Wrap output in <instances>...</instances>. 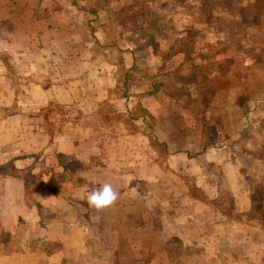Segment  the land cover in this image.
Returning a JSON list of instances; mask_svg holds the SVG:
<instances>
[{
  "label": "rangeland",
  "instance_id": "1",
  "mask_svg": "<svg viewBox=\"0 0 264 264\" xmlns=\"http://www.w3.org/2000/svg\"><path fill=\"white\" fill-rule=\"evenodd\" d=\"M11 1L12 17L0 20L3 244L13 231L30 239L22 245L44 248L49 224L72 236L66 224L81 212L90 220L91 202L113 203L91 215L113 221L122 216L114 192H135L130 221L146 223L147 261L264 264V0H176L169 7L140 0L130 18L123 15L138 26L127 21L122 36L116 21L97 35L85 21L81 29L45 28L43 0ZM118 6L104 14L116 18ZM167 12L176 19L163 20ZM168 27L189 36L165 38L183 54L159 58V68L145 65L150 54L139 53L144 58L133 57L127 69L104 51L105 44L155 46ZM204 144L210 162L198 153ZM227 157L240 160V174L216 170L213 158ZM197 234L208 242L183 244ZM130 252L136 262V249Z\"/></svg>",
  "mask_w": 264,
  "mask_h": 264
},
{
  "label": "crops",
  "instance_id": "2",
  "mask_svg": "<svg viewBox=\"0 0 264 264\" xmlns=\"http://www.w3.org/2000/svg\"><path fill=\"white\" fill-rule=\"evenodd\" d=\"M139 1L140 0H43V4L39 6H42V9L46 11V14L42 18V21L45 24V28L47 27L54 30H64L67 29V27L69 29H81L80 26L82 23H84L83 21H85V24H87V22L89 23L93 35H97L100 34V32H103L104 26L108 25L107 22L116 21V28L117 30L121 31L120 36H122V34L127 30L125 28H128L125 25L127 21L134 24L135 27L138 26L140 20L138 19V21H131L129 19L130 16H127V14L130 13V11L128 10H134L138 7ZM11 2V0H3L0 2L1 13L5 11V15L2 17L0 16V20H6L12 17L13 11L11 5H7V3ZM176 2V0H151L147 3L149 5L150 3L151 5L165 4L167 5V7H169L172 5L175 6ZM113 4L119 5L117 8H115V12L118 13L116 18L112 17L111 15L107 16V14H104L103 11L105 8L111 9ZM155 8L157 7L155 6ZM167 14L169 15V18H165L164 16L165 19L163 20L168 19L169 21H172V19L175 20L177 17L175 13L171 15L167 12ZM123 15L129 18L124 19ZM156 20L163 21L158 19ZM119 25L120 27H118ZM141 26L143 25L140 24L139 27ZM178 35H181L183 39L189 36L187 35V32L185 30L179 31L178 29H172L168 27L166 30H160L159 37L156 38L157 40H159V44H155V46L144 45L142 47L136 46V48L135 45L105 44L104 51H107L122 59V61L124 62L123 64L127 69H129V67L133 64V57H138V59L144 58L142 55H139V53L150 54V58L145 59V61L147 62L145 65H152V67L154 68H159L161 59L162 61H164V59H166L171 54H173L172 58L174 59L175 57H178V54H183V49L180 46H172L171 44L165 43L166 37H177ZM27 36L34 37V35L29 34L28 30ZM105 39L109 40V38L107 37ZM129 59H132L131 63H129ZM111 60L114 59L111 58ZM166 61L169 62L172 61V59ZM181 61L182 60H178L179 63H181ZM147 99L149 100L150 98L142 97L141 101H145ZM147 110L150 111L148 107ZM199 142L201 143V141ZM222 150H224V148H222ZM208 152H210L209 146L204 144L201 146V150H199L198 153L202 154V157L205 156L204 159H207L210 162L212 161V159L209 157L210 154H207ZM213 161H215L214 164L216 166V170L221 172L223 175L226 174L227 168H232V174L235 176L236 172H234V167H237V174H240L239 169L241 168H238V162L240 163V160L238 159H230L229 157L223 159L213 158ZM209 165L211 164L209 163ZM205 173L206 171H203L201 174L204 175ZM195 177L200 178V174L198 176L196 175ZM237 178L241 179L240 177H238V175ZM200 181L202 182V184H200L201 187H203V189L207 191L205 193L208 198H215L217 196V192H212V183L208 182V179L206 178H201ZM36 193L41 197L48 196V192ZM107 193V196H110L109 192ZM114 193L116 194L115 197L121 198V201L115 204L114 209V211L119 210V212L122 213V216L118 217V219H114L113 221L107 220L108 217H105L104 219H92L91 215L95 207L108 209L113 206V203L111 204L108 201L106 205L104 204L102 206H97L96 204H93V202H91L89 205H87V209H90V220H88L86 216L81 212L76 215V219L74 221L68 222L66 224L67 226L65 227V230H74L72 236L65 235V231H60L61 226H57L55 228V232H53L51 230V227L53 228L56 225H47V230L49 231L43 239L41 238V243L45 245L44 248H37L34 246L29 247L28 244L22 245V241H30V239H27V237L26 239L16 238L14 237V232L11 231L10 234L12 235L9 237L6 244H3L0 238V264H42L44 262H46L45 264H50L51 261L56 262V264H156L155 262L147 261V259L144 258L146 253L145 246L147 240L142 234L147 229L146 223H143L142 220L136 221L135 218L130 221L131 216L129 214V209L133 207L134 204L130 203L131 201H129V198L135 192ZM233 193L239 197H241L242 194V192ZM138 194L139 192H137V195ZM111 195L113 194L111 193ZM243 195L245 196L246 194ZM39 196L36 197V201L40 200L41 197L39 198ZM124 198L127 199L124 200ZM53 199L57 200V196H53ZM192 200H194V202L199 205V208H204L205 210L208 209L207 205H205V202H203L202 200L196 198H193ZM107 209L106 211H108ZM194 226L195 224H193L192 227ZM154 228L155 230H163L165 229V226H154ZM132 229L136 230V232H134L133 234H131ZM0 230H2L1 226ZM176 234L179 235L178 233H175L173 235L176 236ZM206 239L207 238H205V235H202V237H200L197 234V236L191 235L186 240H182V242L184 245L187 244V246L188 244L194 245L199 243L204 245V243L208 242V240ZM18 241L20 243V247L15 246ZM164 241H166V238L165 240L162 239L161 243L164 244ZM54 243L57 244L56 249L47 248L48 245H52ZM135 249L138 256L135 258L137 261L133 262L130 260V251ZM140 253H142L143 257H140ZM157 264L159 263L157 262Z\"/></svg>",
  "mask_w": 264,
  "mask_h": 264
}]
</instances>
